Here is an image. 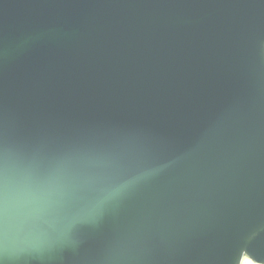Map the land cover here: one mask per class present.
I'll return each mask as SVG.
<instances>
[{"label":"water","instance_id":"95a60500","mask_svg":"<svg viewBox=\"0 0 264 264\" xmlns=\"http://www.w3.org/2000/svg\"><path fill=\"white\" fill-rule=\"evenodd\" d=\"M264 264V0H0V264Z\"/></svg>","mask_w":264,"mask_h":264},{"label":"rangeland","instance_id":"374dc122","mask_svg":"<svg viewBox=\"0 0 264 264\" xmlns=\"http://www.w3.org/2000/svg\"><path fill=\"white\" fill-rule=\"evenodd\" d=\"M260 264L255 262L250 256H248L247 254H245L242 258V260L240 261V264Z\"/></svg>","mask_w":264,"mask_h":264},{"label":"bare ground","instance_id":"6f19581e","mask_svg":"<svg viewBox=\"0 0 264 264\" xmlns=\"http://www.w3.org/2000/svg\"><path fill=\"white\" fill-rule=\"evenodd\" d=\"M252 264V263H251Z\"/></svg>","mask_w":264,"mask_h":264}]
</instances>
